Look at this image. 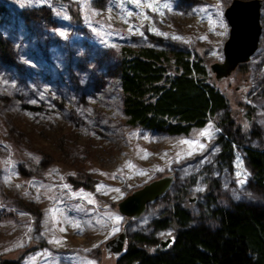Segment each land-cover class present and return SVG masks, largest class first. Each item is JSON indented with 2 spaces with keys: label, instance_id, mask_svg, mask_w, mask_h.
Here are the masks:
<instances>
[{
  "label": "rangeland",
  "instance_id": "obj_1",
  "mask_svg": "<svg viewBox=\"0 0 264 264\" xmlns=\"http://www.w3.org/2000/svg\"><path fill=\"white\" fill-rule=\"evenodd\" d=\"M230 2L0 0V264H116L104 245L123 228L116 203L164 175L174 176L168 197L128 220L123 252L134 234L173 239L174 224L155 223L169 207L214 228L213 209L258 192L242 146H233L229 164L217 157L222 118L249 133L245 145L264 144V0L245 77L235 68L216 82L208 69L223 60ZM122 47L198 62L226 109L188 135L129 127L120 108Z\"/></svg>",
  "mask_w": 264,
  "mask_h": 264
},
{
  "label": "trees",
  "instance_id": "obj_2",
  "mask_svg": "<svg viewBox=\"0 0 264 264\" xmlns=\"http://www.w3.org/2000/svg\"><path fill=\"white\" fill-rule=\"evenodd\" d=\"M67 8L72 12L71 4ZM173 61L171 64L164 51L151 47L120 48V108L129 127L188 135L193 128L204 126L209 116L226 109L225 97L201 78L206 71L198 62L183 59L178 53ZM244 66L240 63L235 69L242 78ZM168 69H173L171 76ZM218 124L223 129L218 137V159L229 164L233 146H242L251 181L260 192L213 209L211 214L218 221L214 228L202 221L191 223L184 208L169 207L155 223L158 227L175 225L170 245L159 247L157 240L134 234L116 264H264V144L257 148L245 145L249 133L234 126L229 117ZM69 179L73 186L92 188ZM214 187L215 182H210V189ZM170 189L159 199L166 200Z\"/></svg>",
  "mask_w": 264,
  "mask_h": 264
},
{
  "label": "water",
  "instance_id": "obj_3",
  "mask_svg": "<svg viewBox=\"0 0 264 264\" xmlns=\"http://www.w3.org/2000/svg\"><path fill=\"white\" fill-rule=\"evenodd\" d=\"M260 10L261 0H231L224 9L229 32L223 44V60L211 62L208 66L216 82L229 77L237 65L247 62L256 50L261 34ZM173 180V174L154 178L132 190L116 203L118 212L124 217L123 228L104 243H116L112 250L116 258L123 253L126 241L125 226L128 220L140 216L148 204L162 197L171 187ZM171 242L172 239L167 238L160 241V246L166 247Z\"/></svg>",
  "mask_w": 264,
  "mask_h": 264
},
{
  "label": "flooded vegetation",
  "instance_id": "obj_4",
  "mask_svg": "<svg viewBox=\"0 0 264 264\" xmlns=\"http://www.w3.org/2000/svg\"><path fill=\"white\" fill-rule=\"evenodd\" d=\"M170 206H173V204L170 203ZM127 223H128V222H127ZM126 225H127V224H126ZM113 236H114V235H113ZM113 236H111V237H113ZM111 237H110V238H111ZM104 245H105V244H104ZM115 245H116L115 242H112L111 244L105 245V248H106L107 252H108V251H112L113 248L115 247Z\"/></svg>",
  "mask_w": 264,
  "mask_h": 264
},
{
  "label": "snow or ice",
  "instance_id": "obj_5",
  "mask_svg": "<svg viewBox=\"0 0 264 264\" xmlns=\"http://www.w3.org/2000/svg\"><path fill=\"white\" fill-rule=\"evenodd\" d=\"M201 135H208V132L205 131V132L201 133ZM182 143L192 144L193 142H191V141H183ZM199 147L203 148V144H200ZM115 191H119V190H115ZM117 219H119V218H117ZM55 242L59 243V241H55Z\"/></svg>",
  "mask_w": 264,
  "mask_h": 264
}]
</instances>
